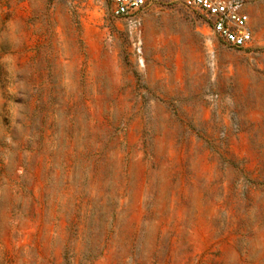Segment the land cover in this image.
I'll use <instances>...</instances> for the list:
<instances>
[{"label":"rangeland","instance_id":"374dc122","mask_svg":"<svg viewBox=\"0 0 264 264\" xmlns=\"http://www.w3.org/2000/svg\"><path fill=\"white\" fill-rule=\"evenodd\" d=\"M237 48L197 8L0 0V264H264V0Z\"/></svg>","mask_w":264,"mask_h":264},{"label":"built area","instance_id":"2783aa9c","mask_svg":"<svg viewBox=\"0 0 264 264\" xmlns=\"http://www.w3.org/2000/svg\"><path fill=\"white\" fill-rule=\"evenodd\" d=\"M110 15L122 19L128 30L133 50L141 54V18L139 12L156 3L179 2L197 8L203 14L208 28L226 43L244 48L253 40L250 16L245 10L247 0H109Z\"/></svg>","mask_w":264,"mask_h":264}]
</instances>
